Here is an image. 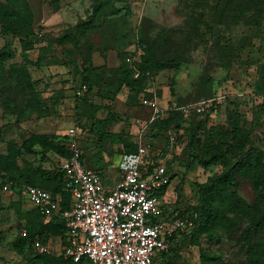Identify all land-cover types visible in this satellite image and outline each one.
<instances>
[{
  "label": "rangeland",
  "instance_id": "374dc122",
  "mask_svg": "<svg viewBox=\"0 0 264 264\" xmlns=\"http://www.w3.org/2000/svg\"><path fill=\"white\" fill-rule=\"evenodd\" d=\"M26 2L32 12L30 34L38 37L26 52L27 69L40 104L32 112L24 111L27 94L14 68L22 64L23 53L16 37L0 36V46L8 44L14 53L0 63V155L7 154L8 141L20 151L16 172H9L6 162L0 165V185L17 175L23 181L34 180L40 169L56 167L55 152L41 145L26 149L22 142L39 134L59 145L74 126L85 165L100 173L105 186H114L120 176L115 166L119 155L125 147L133 149L145 125L148 109L138 102L146 90L154 91L162 105L170 103L179 111L175 127H170L176 143L168 148L173 176L162 198L163 213L154 221L167 223L189 215L200 184L220 174L248 147L264 151V0ZM0 5L10 9L4 0ZM132 51L135 63L147 56L172 66L154 69L144 84L122 86L120 67ZM79 70L90 78L94 94L91 104L75 111L73 78ZM201 101L207 102L203 114L180 110ZM165 127H145L143 137L165 147ZM191 151L203 156L222 152L226 157L208 166L190 164ZM34 181L47 187L44 181ZM237 181V193L248 210L233 215L232 226H216L195 241L179 242L176 261L241 264L257 254L264 242V221L256 228L250 223L262 202L250 177ZM18 198L0 188V264H39L32 258L38 253L35 249L17 252L13 246L31 207ZM52 244L60 245L58 240Z\"/></svg>",
  "mask_w": 264,
  "mask_h": 264
},
{
  "label": "built area",
  "instance_id": "2783aa9c",
  "mask_svg": "<svg viewBox=\"0 0 264 264\" xmlns=\"http://www.w3.org/2000/svg\"><path fill=\"white\" fill-rule=\"evenodd\" d=\"M85 92L86 86L81 85L72 94L81 96ZM206 103H191L180 110L192 109L202 114ZM141 104L148 109L145 125L135 142L136 149L119 155L116 166L120 178L114 186H105L100 173L85 165L78 131L72 126L65 143L70 155L57 163L71 194L70 208L61 210L60 196L48 190L32 185L22 188L27 203L45 218L60 215L64 219L68 243L62 250L60 245L55 248L73 262L161 264L159 254L168 250V237L178 229L191 230L194 225L190 217H176L167 223L153 220L162 214V198L167 188L164 193L160 191L171 182L172 171L167 164L172 155L171 150L157 155L144 139L143 129L174 107L162 105L154 91L152 96L142 98ZM169 141L170 145L176 142L173 131L169 133ZM2 190H9V184L3 185ZM32 247L38 253H55L51 241L42 243L37 237Z\"/></svg>",
  "mask_w": 264,
  "mask_h": 264
},
{
  "label": "trees",
  "instance_id": "16d2710c",
  "mask_svg": "<svg viewBox=\"0 0 264 264\" xmlns=\"http://www.w3.org/2000/svg\"><path fill=\"white\" fill-rule=\"evenodd\" d=\"M8 4L9 10L5 9L4 6L0 5V36L6 37L11 35L18 39L20 44V49L22 50L23 62L20 65L14 66L16 72L15 76L19 80L21 86L24 88L27 99L24 104V111L32 112L40 104V98L38 92L33 86V81L30 78L28 72L29 59L27 56V51L30 50L33 45L37 42V35L30 34V27L32 21V12L27 4L26 0H4ZM97 12L94 10L92 16ZM29 35V36H28ZM33 36L36 39H32ZM134 51L129 55H126L123 59L124 65L120 67V80L119 84L122 86H130L134 82H144L149 80V75L154 69L158 68H168L172 66L169 61H155L147 56H140V61L134 62L133 57ZM14 56L13 51H11L8 44L0 46V63ZM130 58L129 61L126 59ZM73 80L77 82L73 89L78 86L85 85L86 92L81 96L73 95L74 108L75 111L79 109L84 104H91L92 93V82L85 71L76 72ZM141 89V88H140ZM131 90V89H130ZM141 89L140 91H142ZM138 91V92H140ZM143 95L139 98V105L141 104V99L144 97L152 96V90L142 91ZM170 105V103H167ZM177 112L175 109H170L165 116L154 119L146 124V128H153L155 125L161 124L165 125L167 129L166 143L164 146H156L154 143L148 141L154 148L157 155H161L168 151L170 148L169 133L173 131L170 127H175L173 122L176 121ZM203 114V113H202ZM173 127V128H174ZM170 128V129H169ZM145 139V138H144ZM66 140L63 143H52L46 135L33 134L22 142V146L26 149H31L35 145L45 146L46 149L55 152L54 154L58 158H67L70 155V151L66 146ZM176 143V142H175ZM175 145V144H174ZM136 144L134 143L133 149L127 150L125 147L124 152H132L136 149ZM6 155H0V165L4 162L7 163V169L9 172L17 171L16 160L20 155L19 149L16 147L15 143L8 141L6 143ZM121 153V154H122ZM188 163L192 164L197 162L202 166H208L221 158L226 157L222 152H213L208 156H203L196 151H191L188 155ZM82 159L84 161L83 155ZM171 160L168 162L167 166L170 171ZM98 172V171H97ZM173 172V171H172ZM99 173V172H98ZM37 179L44 181L46 186L38 185L34 180L25 178L21 180L23 176H11L7 180H4L0 188L5 184H9V192L11 196L16 194L18 200H22L27 203L22 195V188L25 185H32L43 188L50 191L53 195L60 196V209H68L72 204V198L69 190L65 187V180L63 173L58 169V167H53L51 170L40 169L37 173ZM171 175L170 178H172ZM237 177H250L251 182L256 188L257 196L262 202L261 211L254 215L250 227L256 228L260 226L264 221V151L258 147L250 146L246 150H243L234 159V161L221 171L220 174L210 178L207 182L202 183L198 186L197 191V203L194 205V211L189 215H179L176 217H190L193 220V227L191 230L178 229L174 231L169 237V247L166 252L159 254L161 264H183L176 261L178 243L182 240L195 241L199 238L201 233H204L207 229L226 225L227 227L234 225L232 221L233 215L238 212H246L248 210V205L240 198L237 193ZM24 184L23 186H19ZM167 187H164L160 193H164ZM21 198V199H20ZM162 207V213H163ZM28 217L25 221L24 226L19 227L13 246L17 252H21L24 248L30 249L33 252L32 241L37 237L42 243L52 242L58 240L61 246V250L67 245L68 239L66 234V224L64 219L60 215H53L50 218H45L39 213V211L30 207L26 211ZM232 215V216H231ZM24 230V231H23ZM24 232V233H21ZM52 239V240H51ZM52 246H54L52 244ZM54 246L55 253H35L32 258L39 262V264H86L83 261L73 262L72 259L64 257ZM34 253V252H33ZM241 264H264V242L263 245L258 249L256 255H249L241 261Z\"/></svg>",
  "mask_w": 264,
  "mask_h": 264
},
{
  "label": "crops",
  "instance_id": "0c3cea01",
  "mask_svg": "<svg viewBox=\"0 0 264 264\" xmlns=\"http://www.w3.org/2000/svg\"><path fill=\"white\" fill-rule=\"evenodd\" d=\"M115 166H116V164H115ZM115 168H116V167H115ZM117 169H118V168H117ZM110 178H111V177H110ZM110 178H108L107 181H109ZM119 178H120V176H119L118 178H115V180H118ZM105 179H106V177L104 178V180H105Z\"/></svg>",
  "mask_w": 264,
  "mask_h": 264
}]
</instances>
